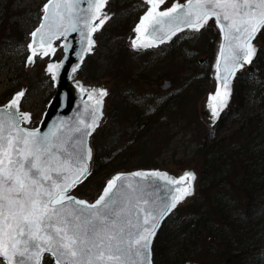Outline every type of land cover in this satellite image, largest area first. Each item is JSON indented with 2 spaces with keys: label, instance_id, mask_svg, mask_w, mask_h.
<instances>
[{
  "label": "snow or ice",
  "instance_id": "snow-or-ice-1",
  "mask_svg": "<svg viewBox=\"0 0 264 264\" xmlns=\"http://www.w3.org/2000/svg\"><path fill=\"white\" fill-rule=\"evenodd\" d=\"M80 2L48 0L43 22L27 45L28 65L34 57L54 55L53 41L61 37L67 59L73 48L71 33L80 37L81 61L92 50L93 33L110 18L102 11L107 0H88L86 9ZM144 3L147 10L134 29L136 39L131 40L134 49L152 47L156 40L162 43L184 28L199 32L215 20L221 33L214 65L218 87L209 97L215 122L227 106L231 79L258 55L253 41L264 34V0H186L166 9H162L166 0ZM62 67L63 62L48 64L53 81ZM78 67L74 65L72 73ZM69 78L74 79L71 74ZM76 87L94 103L85 102L83 113L70 125L61 122L43 134L21 127L31 121L19 107L24 90L0 107V258L4 264H44L45 255L55 264H153L157 229L165 216L193 195L196 177L190 171L179 178L167 172L136 171L108 180L94 203L73 197L72 189L90 175L92 150L87 138L102 119L107 95L103 88H85L79 81Z\"/></svg>",
  "mask_w": 264,
  "mask_h": 264
},
{
  "label": "trees",
  "instance_id": "trees-1",
  "mask_svg": "<svg viewBox=\"0 0 264 264\" xmlns=\"http://www.w3.org/2000/svg\"><path fill=\"white\" fill-rule=\"evenodd\" d=\"M1 12L0 74L8 64L7 61L15 63L13 56L18 53V62L24 63L25 43L28 33L39 19L40 5L35 9V16L29 17V29H24L19 22L11 20L14 13L11 14L8 7ZM128 15L131 13L122 10L115 21L99 33L96 50L102 48L107 56L103 58L99 54L101 57H98L94 53L85 60L80 71L85 79L97 80L108 76L114 81V86L117 81L121 84L129 77L122 73L124 68L120 57V48H126L124 37L132 24ZM208 29L212 41L215 29ZM259 37L264 42V34ZM111 42L118 46L109 47V44H113ZM210 57L212 58L211 52ZM206 65L203 72L198 70L197 74L195 72L196 77L193 76L195 84L204 86V90L209 83V63ZM20 71H24V65H21ZM263 75L264 44L253 63L237 75L232 101L221 120L215 127H209L202 138H195L190 143L194 146L191 155L198 156L199 195L187 205L178 207L163 222L153 244V264H264ZM21 76L14 78V85H18ZM36 76H27L25 79L28 82L27 94L39 93L42 109L53 89L48 77L41 72ZM191 79L189 77L187 83L183 82L178 94L170 100L157 101L156 107L150 112L146 108L141 111L135 107L127 108L126 105L130 103L122 89H119L116 96L122 106L117 108L113 118L118 122L122 120L123 124L113 125L112 119L94 133L93 167L87 180L76 188L78 195H91L94 189L99 188L103 179L120 169L158 165L148 161V152L156 155L158 162L168 153V149L164 150L166 144L158 147L157 144L161 143L153 137L167 133L168 129L175 127L174 123L180 121L182 108H186L191 100L188 95H195V88H198ZM203 82L206 85H202ZM13 91L14 88L5 91L0 102L10 97ZM249 107L250 110L244 113ZM131 110H134V117L127 127L124 126V118ZM238 113L241 121H237L235 114ZM231 117L234 118L233 130L223 136L217 135L218 127L222 128V122ZM124 127L128 130L125 131ZM148 146L153 149L146 151ZM233 169L237 172L233 174V180H230Z\"/></svg>",
  "mask_w": 264,
  "mask_h": 264
},
{
  "label": "rangeland",
  "instance_id": "rangeland-1",
  "mask_svg": "<svg viewBox=\"0 0 264 264\" xmlns=\"http://www.w3.org/2000/svg\"><path fill=\"white\" fill-rule=\"evenodd\" d=\"M44 2V0H0V13L1 11L10 9V13H14V16H12V21L19 22V25L22 26L24 29H29L28 23L29 17L35 16V9L37 6L41 5ZM117 9V8H116ZM121 9H117L115 13H119ZM212 35H209V33L199 32L198 34H189L184 37H181L177 39L173 46L170 48L164 47L161 49H156L152 51H145L141 52L140 54L134 53L132 54V57L134 60H130L129 57L125 55L123 52V48H120V54L123 68L126 69L127 75L129 76L125 81V84H120L119 81L116 82V84L113 86V80L106 76L104 79H107L109 81V87H111L113 90H110V93L107 98V106L105 110L106 118L104 119L106 122H111L113 119V125L116 123L123 124V121L120 120V122L114 120V116L117 113V108L121 107L122 104L119 102L118 96L116 94L118 93L119 89H122V91H130L131 96L129 97L131 100H135L136 109L145 108V103H151L157 101L160 97H164L169 95L171 92L179 91L177 89L180 88L181 84L183 82H188L189 77H192L191 82L195 86H198L195 95H188V97L191 99L188 105L182 108V117L180 118V121L174 123L175 127H172L167 130V133L162 134L161 136L155 135L153 138L158 141L161 144H157L158 147H162L165 145L164 150L168 149V153L163 158H157L158 162H156V155L152 154L151 152H148L147 159L150 163H157L158 165H154L153 167H169L171 169H178L181 167L189 166V165H195L198 167L197 159L198 156L193 154L191 155V150L194 149V146H192L190 143L194 142L195 138H202L205 133H207V129L210 127L207 124L203 123V120L201 119L199 109H200V101L204 96V93L210 89L211 87V81L209 79V83L206 85L204 82L202 85H206V89L204 90V86H200L198 84H195L194 77H196V74L198 73V70L203 72L206 68V64L203 63L206 57V50L213 46V40ZM8 41V40H6ZM113 43V42H111ZM211 43V44H210ZM258 43L262 46L264 42L262 41L261 37L258 38ZM107 44V43H106ZM209 45V46H208ZM116 48L118 44L113 43L109 44V47ZM105 47V46H104ZM97 49V46L95 48V53L98 55V57H101L99 54L103 55L102 57H106L102 52V48ZM209 50V49H208ZM20 57V53L13 56L15 63L11 64V61H7L6 67L2 70V73L0 74V101L3 99V94L5 91H7L10 88H14L13 92L18 91L23 85L28 87L27 76H31L32 78L35 77L39 72L42 73V69L44 67L45 61H39V63L35 62L34 65L28 69H26L24 63L18 62V59ZM188 65L190 68H187L183 61H188ZM145 62V63H144ZM21 65H24V71H20ZM140 67V68H139ZM139 70H142L141 75L140 74H134V71L136 73L139 72ZM196 72V74H195ZM22 73H26L25 75H22ZM22 75V76H21ZM20 81L18 85H14L13 81L14 78H19ZM264 76V75H263ZM37 77V76H36ZM164 81H169L172 86H170L168 89L164 90L161 88V85ZM28 91V90H27ZM26 91V98L23 100V103L21 105L22 110L30 111L35 114H37V117L43 110L41 109L40 105V97L39 93H29L27 94ZM12 92V93H13ZM38 92V91H37ZM120 92V91H119ZM115 94V95H113ZM9 97L6 99L8 100ZM144 99L146 100L144 102ZM126 100L130 101L126 98ZM4 102V101H3ZM2 103V102H0ZM147 105V104H146ZM112 109V110H111ZM110 110V112H109ZM148 110V108H146ZM250 110V107L246 110L248 112ZM136 112V111H135ZM241 113V112H240ZM240 113L235 114L237 115V121H241V115ZM232 118V119H231ZM230 119H226L222 122L221 126L222 128L217 129V135L223 136L226 135V132H231L234 128V124L232 123L234 120L233 117ZM133 116L129 113L127 114V117L124 118V123L132 120ZM35 124V123H34ZM124 126H127L124 124ZM124 130L127 131L128 128L124 127ZM212 132H214L212 130ZM215 133V132H214ZM161 140V141H160ZM168 143V144H167ZM149 149H153L151 146H148L146 151ZM163 150V151H164ZM171 155V156H167ZM138 168V167H134ZM120 170H128V169H120ZM237 172L236 169L232 170V175L230 176V180H233V177ZM108 177V176H107ZM102 184V182H101ZM101 186V185H100ZM99 186V188H100ZM98 189H94L92 191L91 195L83 196L88 198L89 200L93 199V197L97 194ZM199 181H198V188H197V196L199 195ZM208 192V191H205ZM236 197L238 198V194L235 193ZM81 196V195H80ZM196 196V197H197ZM190 203V201L188 202ZM188 203L181 204V206H185ZM178 208V207H177ZM154 244V243H153ZM49 261H48V260ZM152 261H153V247H152ZM45 263H50L51 260L49 257H46L44 259ZM0 264L1 261H0ZM188 264V263H186ZM212 264H222L221 262H212Z\"/></svg>",
  "mask_w": 264,
  "mask_h": 264
},
{
  "label": "water",
  "instance_id": "water-1",
  "mask_svg": "<svg viewBox=\"0 0 264 264\" xmlns=\"http://www.w3.org/2000/svg\"><path fill=\"white\" fill-rule=\"evenodd\" d=\"M144 1V0H143ZM110 0H107V3L104 7V9L102 10L103 13H107L109 15V19L105 21V23L99 28L98 31H96L95 33H93L92 38L95 42L94 47L92 48V50L90 52H85L83 54V60L81 61L78 56L77 53L80 50V44H79V35L77 33H71L68 36V40L71 41L73 48L69 49L68 52V58L66 59V53L63 47H61L60 45H62L63 43H65L63 37H61L60 40H55L53 41V47L56 49V52L58 50H61V56L59 59H53L54 55H50L47 57H43L44 58H48V61L45 63L44 67H43V74L48 76L50 81H51V86L53 88V94L52 96L49 98V100L46 102L44 109L42 110V112L39 114V116L37 117V114L30 112V111H25L21 109V102L23 97L21 98L20 101V111L24 112V113H28L31 116V121L29 123H22L21 127L27 128V129H39L40 133H46L49 132L51 129H53L55 126L59 125L61 122H65L68 123L69 125L74 122L77 118V116L79 114H82L84 111V103L87 102L89 104L94 103V101H89L88 100V96L86 94L82 95L80 90L76 87V81H79V83L81 85H83L85 88H103L104 90L107 91V95L103 98L104 99V103H103V107L101 109L102 111V119L98 125V127H96L95 131L99 128V126L102 124V122L104 121V119L106 118V114H105V110H106V106H107V97H108V93H109V81L107 79H98L96 81H87L84 77H82L80 75V70L81 67L85 61V59L92 55L96 45H97V33H99L103 27L106 25V23L112 18V16L114 15V8L111 6H108ZM48 3V0H45V2L42 4L41 6V13H40V18L38 23L34 26V28L31 30V32L29 33V38L28 41L26 43V49H27V56L30 55V52L28 51L27 45L32 41V36L31 33L33 31H35L40 24L43 22L42 21V17L44 15L42 9L44 7V5ZM173 3H186V0L183 1H178V0H173L169 5L162 6V9H166L168 7H171ZM88 6V0H81L80 2V7L81 8H87ZM147 5L146 8L144 10V12L138 17L136 23L134 24L133 28H132V32L131 34L128 36V38L126 39V44L134 49L131 46V40L136 39L137 37V33H135L134 29L137 26V24L139 23L141 17L145 14L146 10H147ZM209 22H212L214 27L217 30L218 36H217V40L215 42V47H214V53H213V59L210 65V73H209V78L211 81V87L210 89H208L203 98L200 101V109H199V113L201 116V119L203 120V122L209 126H213L220 118L221 114L228 108L230 101L232 99L233 96V83L234 80L237 76V74L242 71L243 69L249 67L250 65H244L243 68H241L239 71H237L236 75L234 78L231 79L230 82V89H231V95L228 98V103L227 106L224 107V109L219 113V116L215 119V122H213V118L211 115V109L209 107V97L210 95H214L216 93L217 87H218V81L216 79V73H215V68L214 65L216 64V59H217V55L219 52V45L221 43V33H220V29L217 27L216 22L214 19L210 20ZM93 23H99V21H94ZM193 31L189 28H184L183 31ZM183 31H177L175 35H173L171 37V39H167L165 38V40L161 43L159 40L154 41V46L152 47H148V48H154L157 46H160L162 44L168 43L170 42L176 35H178L179 33L183 32ZM162 35V34H161ZM74 38V39H73ZM254 44L257 45L258 49L260 48V44L258 43V37L255 41H253ZM86 46V45H85ZM148 48H140V49H136V50H144V49H148ZM55 52V53H56ZM39 57V56H37ZM34 57V61H35ZM255 60V58H254ZM63 62V67L60 69L59 71V75L57 77V79L55 81L52 80L51 78V74H49L46 69L49 63H61ZM79 65V67L77 68L75 73H72V67L74 65ZM33 64L28 65L27 64V57H26V64L25 66L27 68H30ZM70 74L74 77V79H70L69 76ZM263 82H264V78H263ZM170 86V82L169 81H164L163 84L161 85L162 89H166ZM24 90L26 91V86L23 85L18 91L14 92L11 97L3 102L0 103V107H3L4 105H7L9 103V101L13 98V96H15L16 93H18L19 91ZM215 103V102H213ZM36 122V125H33V123ZM95 131L92 133V135L95 133ZM92 135L90 137L87 138V146L91 148L92 150V158L91 160L88 162L89 163V169H90V173L92 170V166H93V157H94V149L91 143V139H92ZM136 171H144V172H151V171H160V172H167L168 175L170 177H175V178H179L181 176L184 175V173L186 171H190L192 173H194L195 175V180L192 182L193 183V195L187 197L183 202L179 203L177 205V207H179L181 204H185L188 203L189 201L193 200L196 198L197 196V188H198V181H199V170L197 168V166L195 165H189V166H185V167H181L178 169H171L169 167H152V168H146V167H139V168H133V169H129V170H119L116 171L112 174H110L108 177H106L105 179H103L102 184L97 192V194L93 197V199L89 200L86 197L80 196L75 192V189L81 185L83 182H85L87 179H85L82 183L76 185L75 188L72 189L71 191V195L73 197H75L76 199H80V200H84L87 201L88 203H94L96 201V199H98V197L103 193V189L106 186L108 180H110L111 178H113L114 176L118 175V174H130L132 172H136ZM89 177V175H88ZM87 177V178H88ZM136 179V178H133ZM156 184H162L161 181H156ZM171 187V186H170ZM176 207V208H177ZM175 208V209H176ZM174 209V210H175ZM174 210L172 212H170L167 216H165L163 218V220L160 223L159 228L157 229L156 235L153 238V243L155 241V238L163 224V222L167 219V217L169 215H171ZM153 243H152V247H153ZM263 253H264V247H263ZM45 257H49L51 260V264H55L54 259L50 256V255H45ZM44 257V258H45ZM0 260L2 261V264H4V261L2 258H0Z\"/></svg>",
  "mask_w": 264,
  "mask_h": 264
},
{
  "label": "flooded vegetation",
  "instance_id": "flooded-vegetation-1",
  "mask_svg": "<svg viewBox=\"0 0 264 264\" xmlns=\"http://www.w3.org/2000/svg\"><path fill=\"white\" fill-rule=\"evenodd\" d=\"M170 1H172V0H166V3H165V5H168V3L170 2ZM179 1H181V0H179ZM110 5L112 6V7H115V9L117 8V9H121V10H123V11H127V12H129V13H131V15H128L129 16V20L132 22V24H131V27H130V30H129V32L126 34V36L124 37V45L126 46V48L124 49V53H125V55L127 56V57H129V59L130 60H134V58L132 57V54H134V53H138V54H140L141 52H145V51H152V50H156V49H161V48H164V47H167V48H170V47H172L173 46V44H174V42L177 40V39H179V38H181V37H184V36H186V35H189V34H193V33H195V34H198L199 32H204V33H208L209 31H207V30H209L208 29V27H213V23L212 22H210L209 24H207L203 29H201L199 32H192V31H185V32H182V33H180V34H178L176 37H174V39L169 43V44H165V45H162V46H159V47H157V48H153V49H147V50H144V51H139V50H134V49H131V48H129L127 45H126V43H125V40L127 39V37L129 36V34L131 33V31H132V27H133V25L135 24V22H136V20L138 19V17L140 16V14L142 13V12H144V10H145V8H146V4L144 3V1L143 0H110ZM116 9V10H117ZM214 28V27H213ZM215 29V28H214ZM216 37H217V32H216V29H215V35H214V40H213V46H214V41H215V39H216ZM209 49V50H208ZM207 50H206V57H205V60H204V63L205 64H207V63H209L210 61L209 60H211V57H210V52H211V55L213 54V47H210V48H208ZM187 62H189V60L188 61H183V64L187 67V68H190V66L188 65V63ZM124 63H125V61H124ZM123 63V64H124ZM145 63V62H144ZM122 68H123V65H122ZM140 68V67H139ZM123 72L122 73H124V74H127V72L128 71H126V69H123L122 70ZM141 72H142V70H139V72L138 73H136L135 71H134V74H140L141 75ZM121 84H125V81H123ZM171 86H172V84H171ZM178 90V89H177ZM124 92V91H123ZM124 95H125V97L127 98V99H129L130 101H128L129 103H130V105H126V107L127 108H130V109H133L134 107H136V103H135V100H131L129 97L131 96L130 94H131V92L130 91H126V92H124L123 93ZM175 94H178V91L177 92H175V91H173V92H171L169 95H167V96H164V97H160L157 101H159V100H162V99H168V100H170V98H172V96H174ZM146 100L144 99V102H145ZM157 101H155V102H151V103H145V108H148V111L150 112V111H152V108H154V107H156V102ZM187 102V101H186ZM147 104V105H146ZM130 115H132L133 117H134V110H131L130 112H128ZM127 113V114H128ZM133 120V119H132ZM132 120H129V121H127V122H125L124 124H126V125H130V123H131V121Z\"/></svg>",
  "mask_w": 264,
  "mask_h": 264
}]
</instances>
